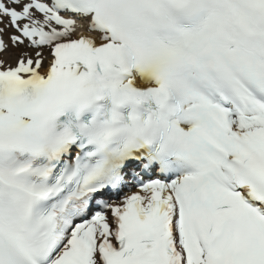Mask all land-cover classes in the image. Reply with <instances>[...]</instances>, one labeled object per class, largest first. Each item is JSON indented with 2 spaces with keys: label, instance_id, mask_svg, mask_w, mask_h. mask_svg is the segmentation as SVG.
Listing matches in <instances>:
<instances>
[{
  "label": "snow or ice",
  "instance_id": "1",
  "mask_svg": "<svg viewBox=\"0 0 264 264\" xmlns=\"http://www.w3.org/2000/svg\"><path fill=\"white\" fill-rule=\"evenodd\" d=\"M0 264H264V0H0Z\"/></svg>",
  "mask_w": 264,
  "mask_h": 264
}]
</instances>
